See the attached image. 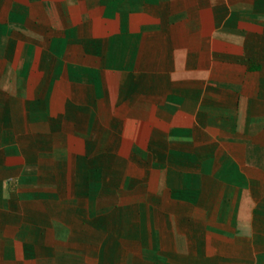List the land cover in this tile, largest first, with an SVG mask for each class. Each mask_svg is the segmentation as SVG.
I'll use <instances>...</instances> for the list:
<instances>
[{
    "label": "crops",
    "instance_id": "1",
    "mask_svg": "<svg viewBox=\"0 0 264 264\" xmlns=\"http://www.w3.org/2000/svg\"><path fill=\"white\" fill-rule=\"evenodd\" d=\"M0 264H264V0H0Z\"/></svg>",
    "mask_w": 264,
    "mask_h": 264
}]
</instances>
